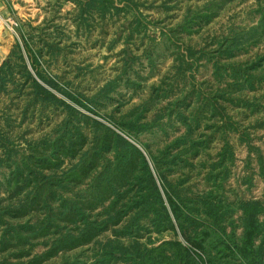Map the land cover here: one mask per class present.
<instances>
[{"label": "trees", "instance_id": "trees-1", "mask_svg": "<svg viewBox=\"0 0 264 264\" xmlns=\"http://www.w3.org/2000/svg\"><path fill=\"white\" fill-rule=\"evenodd\" d=\"M132 1L85 0L75 4L77 30L91 32L89 21L93 16L109 18L110 22L118 17L123 21L118 27L119 38L128 44L142 36L152 53L158 50L157 39L165 42L179 39V35L191 36L213 17L208 13L199 18L188 12L177 31H160L156 36L144 25L141 15L129 19L137 6ZM88 6H96L97 13ZM253 14L258 16L255 26L213 38L207 45L216 48L212 53L232 61L264 41V1L257 2ZM35 31L32 27L31 33L19 31L20 44L12 47L0 66V188L10 200H16L0 216L18 221V226H11L0 219V226L6 227L0 236V251H17L31 240L49 239L43 243L47 250L30 262L43 264L60 252L98 245V239L109 233L114 240L130 238L132 242L130 245L105 242L93 264H264V195L260 200L237 203L240 234L235 236L230 219L233 212L223 205L214 190L188 198L168 179L185 154L199 156L202 147L207 146L208 141H193L194 131L200 126V112L191 125L192 121L188 122L182 114L187 103L183 100L178 103L183 110L176 114V120L185 132L152 158L151 166L142 151L125 138L150 129L148 122H142L144 109L138 114L136 111L126 114L120 120L110 117L112 127L97 120L94 116H98L99 99L114 101L110 96L117 92V79L105 83L92 99L69 91L41 71V48L53 49L55 55L59 51L43 44L40 38L37 42L41 41L42 47L34 49L36 44L31 42ZM187 52L192 58L197 51L188 49ZM133 61L131 57L125 59V67ZM180 62L185 61L182 58ZM212 64L216 82L230 87L227 89L230 94L253 92L254 85L264 80L251 75L253 69L264 67V55L258 56L249 67L221 65L218 61ZM195 92L188 97L195 96L201 102L204 94ZM159 100L156 95L153 100L149 99V104ZM20 101L25 102L23 107H19ZM206 106L218 112L216 104ZM16 110L21 114L17 126ZM50 112L61 119L45 134L37 139L28 137L32 134L28 127L22 134L17 133L23 126L40 124L41 118L47 119L46 114ZM162 117L163 110H160L156 120ZM231 157V146L224 141L210 171L223 168ZM259 174L264 179V169ZM226 176L227 169L223 168L219 173L210 174L208 180L218 188ZM166 232H172L174 239L157 246L149 239L147 243L151 247L139 241L143 233ZM28 254L15 256L22 258Z\"/></svg>", "mask_w": 264, "mask_h": 264}, {"label": "rangeland", "instance_id": "rangeland-1", "mask_svg": "<svg viewBox=\"0 0 264 264\" xmlns=\"http://www.w3.org/2000/svg\"><path fill=\"white\" fill-rule=\"evenodd\" d=\"M84 1L5 0V3L9 13L21 22L19 31L31 33V27L36 30L34 40L31 42L33 45L36 44L34 49L40 50V45L42 47L43 44H48L59 51L55 55L53 49L42 47L40 50V69L47 77L54 78L69 91L88 99H92L105 83L117 79V92L110 96L114 101L106 102L105 99H99L101 104L97 109L98 116H94L97 120L112 127L110 117L120 120L126 114L130 115L134 111L138 114L142 108L144 109L142 122H148L150 129L138 136L125 138L142 151L151 166L152 158L158 156L184 134L181 132L183 126L176 120V114L183 110L177 106L178 103L185 100L180 102L176 99L201 91L204 94L203 100L200 99L202 103L197 100L187 102L186 110H183L182 114L188 122L192 121V125L193 119L200 112V126L194 131L193 141L203 143L208 141L207 146L202 147L199 156L185 154L181 158L182 162L173 168L174 172L169 173L168 179L188 198H196L214 190L217 197L222 199L223 205L232 210L230 219L234 224V235L238 236L240 213L237 203L251 199L260 200L264 195V179L259 174L260 169H264V81L256 83L253 92L246 90L230 94L227 91L230 87L216 82L211 67L216 61L221 65L229 63L249 67L258 56L264 55V42L254 49L250 48L247 55H241L237 60L234 59L235 61L218 58L216 53H212L216 48L207 45L213 38L222 37V34L250 26L249 18L254 15L256 0H233L223 7L220 16L207 25L208 27L205 25L199 29L198 34L179 35V39L173 38L165 42L157 39L156 45L159 49L152 53L141 44L144 42L143 38L141 40L137 38L128 44L119 38L118 27L123 21L118 17H113L110 22L109 18L93 16L89 21L91 32L78 31L79 21H76L77 11L74 4H82ZM132 2L137 6L129 19L141 15L144 25H148L151 34L156 36H159L160 31L163 33L177 31L182 18L189 12L187 10L201 5L172 0ZM88 8L97 13L96 6ZM37 38H40L43 44L41 41L37 42L39 41ZM0 41L4 43L2 48L0 47V51L4 53L7 52L8 46L14 44L8 34ZM162 43L167 46L163 51ZM146 44L148 45L147 40ZM188 49L197 51L192 58H189ZM130 57L135 61L129 67H125L124 60ZM182 58L185 61L183 63L180 62ZM251 75L264 77V67L253 69ZM228 83L233 85L234 82L228 80ZM131 84H135L134 87L137 88ZM156 95L160 100L149 104V99L153 100ZM214 95L220 98L212 97ZM208 103L216 104L218 112L210 106L207 107ZM24 104L25 102L20 101L19 107H23ZM160 110H163V117L156 120V114ZM15 112L18 115L15 124L17 126L21 114L18 110ZM168 113L171 115H167ZM46 115L48 118H41L40 124L36 122L31 126H23L17 133L22 134L28 127L32 131L28 137L37 139L61 119L56 113L50 112ZM118 132L123 135L122 132ZM223 139L230 144L232 157L223 165V168L227 169L225 182H222V187L217 185L216 188L212 186L208 177L223 169L210 171V166L218 160L217 155L223 147ZM15 202V199L10 200L7 192L0 188V214ZM0 219L8 225L18 226V221L9 216L1 215ZM5 228L0 226V236ZM230 228L227 227L228 230ZM149 239L153 246H157L160 242L174 239V235L172 232L160 235L143 233V238L139 241L151 247L147 243ZM48 240H31L27 246L17 251H0V264H31L30 262L47 250L43 243ZM179 240L182 241V238ZM98 241L100 243L98 245L92 244L71 252H60L43 264H93L96 253L105 242L113 241V244L124 245H130L132 242L130 238L114 240L113 235L109 233ZM25 252L29 254L16 258L15 255Z\"/></svg>", "mask_w": 264, "mask_h": 264}, {"label": "crops", "instance_id": "crops-1", "mask_svg": "<svg viewBox=\"0 0 264 264\" xmlns=\"http://www.w3.org/2000/svg\"><path fill=\"white\" fill-rule=\"evenodd\" d=\"M172 1H176V2H183V3H188V4H201V5H197V7L195 8H192V10H187V12L189 11L190 13H192V14H196L199 18L202 16V15H204V14H208V13H211V15L213 14V17L211 18V20H210V22H209V24H207V25H210L214 20H216L219 16H220V14L222 13V9H223V7L225 8L228 4H230V2H232L233 0H172ZM258 1H264V0H256V4L255 5H257V2ZM75 5V4H74ZM209 9V11H211V12H209V11H205V9ZM255 9H256V6H255ZM186 12V13H187ZM187 15V14H186ZM186 15L182 18V20H181V23L185 20V18H186ZM249 20L251 21V25L250 26H248V27H242V28H238V29H247V28H249V27H252V26H255L256 24H257V22H258V16H252L251 18H249ZM181 25V24H180ZM206 25V26H207ZM208 27V26H207ZM203 28V27H202ZM199 31V30H198ZM197 31V33H195V34H198L199 32ZM227 34V33H226ZM226 34H222V36H224V35H226ZM141 38H142V36L141 37H139V39L141 40ZM262 42H264V41H262ZM261 42V43H262ZM260 43V44H261ZM142 45H143V47L145 48H149L148 47V45L146 44V39H144V42L143 43H141ZM163 44V43H162ZM260 44H258V45H256L255 47H258ZM12 47V46H11ZM9 48V51H11V49L12 48ZM255 47H251L252 49H254ZM158 49H159V47H158ZM165 48L162 46V51L164 50ZM167 49V48H166ZM249 50H250V48L248 49V51L247 52H245V53H243V54H240L239 56H237L236 58H234V59H236L237 60V58L238 57H240L241 55H247L248 54V52H249ZM232 60V61H235V60ZM212 68V67H211ZM212 74H213V68H212ZM261 81H264V80H261ZM261 81H259V82H261ZM258 82V84H260ZM136 92V91H135ZM175 97V96H174ZM176 100H179V101H181V100H185V102L187 103V102H190V101H195L196 102V99L194 98V97H188L187 95H182V97H180V98H178V99H176ZM176 102H178V101H176ZM179 124H181L180 122H179ZM182 125V124H181ZM183 126V125H182ZM181 132H185V128H184V126H183V129L181 128Z\"/></svg>", "mask_w": 264, "mask_h": 264}, {"label": "built area", "instance_id": "built-area-1", "mask_svg": "<svg viewBox=\"0 0 264 264\" xmlns=\"http://www.w3.org/2000/svg\"><path fill=\"white\" fill-rule=\"evenodd\" d=\"M20 27H21V22L9 13L5 0H0V39L1 38L5 39L6 35L8 34L14 42V44L11 45L12 47L14 45L20 44V38H19ZM2 45H4V43L0 41L1 48ZM10 47L8 46L7 47L8 49H6L5 47L7 51L5 53L0 51V66L9 55Z\"/></svg>", "mask_w": 264, "mask_h": 264}]
</instances>
